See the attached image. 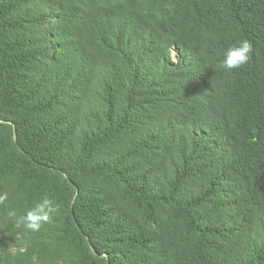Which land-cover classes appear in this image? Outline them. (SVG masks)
I'll list each match as a JSON object with an SVG mask.
<instances>
[{"label":"trees","instance_id":"1","mask_svg":"<svg viewBox=\"0 0 264 264\" xmlns=\"http://www.w3.org/2000/svg\"><path fill=\"white\" fill-rule=\"evenodd\" d=\"M3 190L0 264H264V0H0Z\"/></svg>","mask_w":264,"mask_h":264},{"label":"clouds","instance_id":"2","mask_svg":"<svg viewBox=\"0 0 264 264\" xmlns=\"http://www.w3.org/2000/svg\"><path fill=\"white\" fill-rule=\"evenodd\" d=\"M252 52L253 47L250 41L243 39L224 52L220 67L226 71L238 69L249 62ZM9 199V191H0V205L6 206L7 219L18 228L30 232H39L45 224L52 223L60 212V205L48 195L42 196L22 214L15 207H7Z\"/></svg>","mask_w":264,"mask_h":264},{"label":"water","instance_id":"3","mask_svg":"<svg viewBox=\"0 0 264 264\" xmlns=\"http://www.w3.org/2000/svg\"><path fill=\"white\" fill-rule=\"evenodd\" d=\"M173 52H174V54L177 52V49L175 47L173 48ZM7 123L11 124L10 122H7ZM12 136H13V140L16 142V135H15V128L14 127H12ZM89 247H90L91 251L94 254H96V252L94 251V249L90 245H89Z\"/></svg>","mask_w":264,"mask_h":264},{"label":"rangeland","instance_id":"4","mask_svg":"<svg viewBox=\"0 0 264 264\" xmlns=\"http://www.w3.org/2000/svg\"><path fill=\"white\" fill-rule=\"evenodd\" d=\"M172 56H173L172 58L175 59V57H174V52H172Z\"/></svg>","mask_w":264,"mask_h":264}]
</instances>
